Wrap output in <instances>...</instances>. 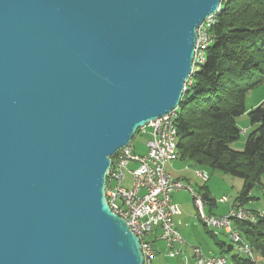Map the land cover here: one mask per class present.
Instances as JSON below:
<instances>
[{
	"label": "water",
	"instance_id": "1",
	"mask_svg": "<svg viewBox=\"0 0 264 264\" xmlns=\"http://www.w3.org/2000/svg\"><path fill=\"white\" fill-rule=\"evenodd\" d=\"M222 0H0V264H143L114 154L175 111Z\"/></svg>",
	"mask_w": 264,
	"mask_h": 264
},
{
	"label": "trees",
	"instance_id": "2",
	"mask_svg": "<svg viewBox=\"0 0 264 264\" xmlns=\"http://www.w3.org/2000/svg\"><path fill=\"white\" fill-rule=\"evenodd\" d=\"M208 33L205 60L187 80L175 110L177 159L241 179L236 200L241 203L264 175V101L249 110L245 106V95L264 84V0H223ZM255 71L258 76L250 78ZM245 113L253 130L245 135L243 150L235 151L230 144L241 137L236 119ZM201 197L208 206L216 203ZM234 228L264 261V217L236 221ZM217 246L221 255L231 251L223 243ZM228 258L232 264L257 262L239 254Z\"/></svg>",
	"mask_w": 264,
	"mask_h": 264
},
{
	"label": "built area",
	"instance_id": "3",
	"mask_svg": "<svg viewBox=\"0 0 264 264\" xmlns=\"http://www.w3.org/2000/svg\"><path fill=\"white\" fill-rule=\"evenodd\" d=\"M217 13L208 17L196 29L197 42L194 49L192 73L205 60L204 52L211 44L208 31L214 25ZM174 116L175 111L137 130L139 135L149 136L145 154H135L132 142L114 154L105 182L104 194L107 205L115 215L125 221L129 230L139 239L143 264H150L154 251L151 243L145 238L156 229L160 231L159 238L164 242L166 259L175 258L182 251L184 240L173 223V217L180 215L181 212L178 205L171 202V195L175 191L188 190L191 192L197 210V219L209 231L215 234L223 232L227 235L236 246L237 254H242L255 261L254 253L239 232L235 230L234 224L236 221L255 223L264 217V213H254L239 208L235 203L233 209L224 216L204 215L203 209L206 203L201 194L193 191L182 181L173 178L166 171V166L178 158ZM241 134L245 135V131ZM132 163L135 164L134 168L129 167ZM126 174L131 177L130 188L123 186ZM194 177L204 183L209 180L208 174L202 170H196ZM225 202V197L218 200V203ZM191 252L195 264H232L226 255L206 257L198 247H193Z\"/></svg>",
	"mask_w": 264,
	"mask_h": 264
},
{
	"label": "rangeland",
	"instance_id": "4",
	"mask_svg": "<svg viewBox=\"0 0 264 264\" xmlns=\"http://www.w3.org/2000/svg\"><path fill=\"white\" fill-rule=\"evenodd\" d=\"M258 76V72H253L249 77L253 78ZM264 101V84L257 86L256 88L250 90L245 95V106L246 108L252 109L258 106L260 103ZM236 125L242 132L244 128L249 127V118L247 113L236 119ZM250 133V132H249ZM148 136H141L138 132L135 134L132 143L134 146V153L137 155H143L146 153L147 147L146 143L148 141ZM244 139L245 135L241 134V137L230 144L231 149L235 151H242L244 148ZM187 161H179L178 164L183 167H187ZM196 170H204L209 176V182H202L194 177V172ZM178 176H182L183 174H174ZM192 181L191 184L193 187H202L206 186L211 194L210 199H215L216 204L215 207L212 208V213L217 215H222V213L226 210V214H228L232 209L235 203L237 207L243 208L245 210H249L254 213L263 212L264 213V175L261 178V185L255 186L249 193L247 200L244 202H236L237 197L239 196L242 190V180L239 178L231 177L226 175L225 173L218 170H209L207 168L202 169H193L192 170ZM126 185L130 187V183L128 182ZM187 185L186 183H184ZM173 194H177V197H180V200H185L187 204H189L188 209H190V214L182 217L181 220H174L175 228L180 231L181 237L184 239L185 243L182 246V251L178 256L172 259H166L165 251H163V256L165 258V262L167 264H195V260L192 256L191 249L192 247H198L206 256H216L219 255V248L216 243H223L226 247H231V251L229 253H224L227 257L233 254H237L236 246L229 240L228 236L223 232L217 233L215 238H212L210 234H208V229L202 224L201 221L197 219V210L192 200L191 192L188 190H180L175 191ZM225 197V203H218V200ZM205 209V210H204ZM205 215H209V207H204ZM224 214V215H226ZM222 215V216H224ZM180 221V222H179ZM151 236H147L146 239H149ZM164 246V245H163ZM165 247V246H164ZM242 255V254H241ZM254 257L259 264H264V261L254 253Z\"/></svg>",
	"mask_w": 264,
	"mask_h": 264
},
{
	"label": "crops",
	"instance_id": "5",
	"mask_svg": "<svg viewBox=\"0 0 264 264\" xmlns=\"http://www.w3.org/2000/svg\"><path fill=\"white\" fill-rule=\"evenodd\" d=\"M252 130H253V127L251 125H250V128L249 127H246V128L243 129V131H245V135L248 134L249 132H251ZM148 138H149V136H148ZM179 161L180 160L176 159L171 164H168L166 166V168H165L166 171L169 174H171L173 176V178H175L177 180H180L183 183H186L187 186H189L190 188H192L193 191H195V192H197V193H199L201 195L206 194L208 198H211L210 191H209V189L206 186H202L200 188L199 187L195 188L191 184V181L193 179V177H192V170L193 169H197V168L198 169H202V168L201 167H196V166H194L192 164V162H189L188 163V169H187V167H185V166L181 167L178 164ZM129 167L130 168H134L135 167V164L132 163V164H130ZM202 171L205 172L204 170H202ZM176 173L177 174H183V177L182 176H178V175H174ZM127 178L129 180L128 182L130 183V187H131V177H130L129 174H126L125 175L124 180H123V186L126 187V188H130L129 186L126 185ZM208 182H209V180H208ZM213 200H215V199H213ZM171 202L174 203V204H176V205H178V207L180 209V212H181L180 215L173 217V223H174V220H181L182 217L184 218V216L186 217V215H188V214H190V216H192L191 213H190V209H188L189 204H187L185 200H180V197H177V194H172L171 195ZM215 202H216V200H215ZM205 206H208V205H205ZM208 207H209V209H208L209 215L222 216V215H224V214L227 213L226 210H225L222 213V215H217V214L212 213V208L215 207V205L214 206H208ZM204 210H203V213L205 215V211ZM174 227H175V225H174ZM178 232L181 235L180 231H178ZM148 236H151V237L149 239H146L147 238V236H146L145 239H146V241H148L149 243H151V247H152V249L154 251V254H153V257L151 259V263L150 264H167V261L165 262V258L163 256V253H164L163 251H165V247L163 246L164 245V242L162 240H160V238H159L160 237V231L156 229L151 234H149ZM184 243H185V241H184ZM202 254L204 255L203 252H202ZM221 254H223V252L219 248V255H221ZM219 255H216V256H219ZM204 256H206V255H204ZM206 257H209V256H206Z\"/></svg>",
	"mask_w": 264,
	"mask_h": 264
}]
</instances>
